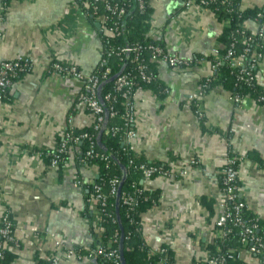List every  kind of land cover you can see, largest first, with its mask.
Returning <instances> with one entry per match:
<instances>
[{
	"label": "crops",
	"instance_id": "1",
	"mask_svg": "<svg viewBox=\"0 0 264 264\" xmlns=\"http://www.w3.org/2000/svg\"><path fill=\"white\" fill-rule=\"evenodd\" d=\"M146 3L152 10L148 37L193 63L182 69L158 63L163 92L140 90L133 97L132 152L148 163H168L173 173L141 181L145 190L158 192V200L141 215L140 234L149 251L165 248L175 264L203 263L218 235L221 169L228 159L237 160L238 197L264 223V106L248 97L234 102L214 87L194 107L188 97L213 72L207 58L218 57L214 50L221 46L224 25L208 8L185 10L182 0ZM263 5L264 0H240L239 9ZM243 27L264 33V24L255 20ZM101 29L75 0H13L7 7L0 0V62L31 64L0 102V221L7 215L13 225V244L3 243L15 256L10 264H51V258L58 264H99L85 255L102 246L97 208L87 200L97 167L70 146L61 167L52 168L40 150H56L68 120L75 129L92 126L89 113L76 106L82 83L55 75L51 66L94 72L101 60ZM255 80L264 92V52ZM182 169L185 175L179 174ZM237 264L262 262L242 250Z\"/></svg>",
	"mask_w": 264,
	"mask_h": 264
},
{
	"label": "trees",
	"instance_id": "2",
	"mask_svg": "<svg viewBox=\"0 0 264 264\" xmlns=\"http://www.w3.org/2000/svg\"><path fill=\"white\" fill-rule=\"evenodd\" d=\"M13 0H1L3 7H7L8 4ZM81 9L86 12L92 21L98 22L101 27L107 30L112 28L113 22H115L114 15L108 14L103 10L102 5H98V12L96 15L91 14V9L88 6V0H75ZM144 8H139L138 0H113L112 3H119V6H125V16L118 25L119 34L106 35L105 32L100 34L101 43V58L106 60V66L111 69V77L116 75L124 67L125 73L131 72L135 75L134 89L140 87L142 90H151L154 92H163V86L159 85L156 77V69L158 62L151 61V54L149 47L160 46L162 44L156 42L148 37L149 32V21L152 14L151 8L143 0ZM240 0H226L225 4L220 1L210 5V9L216 16L219 22H221L224 27L222 33L218 38V43L221 45L218 48V57L207 58L215 69L209 76L211 81L207 84L205 93L214 87H221L225 91L231 94V96H239L241 99L248 97L256 101L257 98L264 94L256 84V80L251 86H248L244 81H238L237 78L241 72L240 69H231L228 61L224 59L227 50L233 42H235L234 49L237 54H243L245 48L249 49V52L244 55L245 64L250 63V57L253 53H263L264 44L257 38L250 37L251 34L243 28V24L247 20H255L264 23V10L261 8L255 10H240L239 9ZM229 9V11H227ZM262 13V18H257V14ZM107 17L110 20L103 21V17ZM125 19V23L124 22ZM124 24V25H123ZM124 26V27H123ZM245 32L246 37H250V42L244 39V36L240 34V31ZM239 31L238 33H236ZM133 46H139L140 59L143 61L146 70L145 74L150 79L148 82L143 81L138 75H136L135 65L131 63L133 59V53H120L121 50L132 48ZM165 50V49H164ZM99 64L95 68L94 73L101 72ZM256 67L252 69L251 75L255 77ZM23 74L19 73L17 78L13 80V83L19 80ZM244 77V76H243ZM204 81L201 80L199 84ZM114 82L105 85L101 91V98L108 111V125L106 129L113 127L123 128V119L121 116L124 113V108L122 106L123 99L121 98V93L114 91ZM204 93V94H205ZM110 95V101H106L105 97ZM194 107L195 104L193 103ZM262 105V104H261ZM197 108V107H196ZM115 113L114 117H111V113ZM124 129V128H123ZM74 136H79L83 133H87L92 136L93 141L96 143V136L99 130H95L93 127H84L83 129H73L68 130ZM101 142L104 145L107 152L113 156L118 163L125 167L127 171V179L121 189V197L119 204V217L121 226L124 234L123 242V256L126 264H163L164 262H173L172 253L167 250L165 254H161L157 251H149V249L144 245L141 234H140V222L141 215L152 208L158 200L157 191H147L143 188L141 181L145 180L143 178V172L140 169L141 165L146 167H157L161 169L162 172H169L171 167L165 162H150L148 163L143 158L137 157L131 150L130 144L124 143L123 130L112 134L103 133L101 137ZM61 143L59 141L56 150L44 149L40 150L48 166H51V162L54 159L57 150L60 148ZM74 147L78 148L80 151L82 160L91 166H96L98 170L97 178L94 184L101 187L102 194L106 196V205L101 206L100 202L96 203L97 214L99 217V225L102 230L101 242L102 250L108 252L112 250L117 251V258L106 259L102 256L93 257V253L99 249L95 248L88 252L87 256H92L99 264H120L118 246L120 239V227L116 220L115 212V196L111 195L112 181L115 179L121 180L122 173L120 166L111 160L102 150H100L95 144V152L99 155H106L109 160L104 161L98 158H86V152L88 150V141L80 140ZM64 153H59V161L56 168L61 167L62 157ZM237 166V160H235V169ZM159 176L154 174L151 178ZM238 186V181H237ZM87 194V200L94 197L92 186L89 188ZM129 194L134 197L135 204L132 209L124 205L123 197ZM238 201L243 202L242 199L237 198ZM208 211H212L211 204L207 205ZM211 213V212H210ZM243 218L246 221H250L257 226L258 235L264 238V223L260 220L254 218L247 209L243 211ZM217 233L221 232V229L215 227ZM226 231V229H222ZM241 230L238 228H233L231 233L227 234L225 238L216 237L214 242L208 247V257L218 258L224 257V264H237L239 258H237V251L245 250L240 242ZM4 239H0V244H3ZM7 244H11L7 242ZM229 249H234L235 253L228 252ZM81 255V254H80ZM15 256L5 250V248L0 249V264H10ZM261 260L262 258L259 257ZM190 264H204L200 262H192Z\"/></svg>",
	"mask_w": 264,
	"mask_h": 264
},
{
	"label": "built area",
	"instance_id": "3",
	"mask_svg": "<svg viewBox=\"0 0 264 264\" xmlns=\"http://www.w3.org/2000/svg\"><path fill=\"white\" fill-rule=\"evenodd\" d=\"M220 1L222 4L226 3V0H182L183 8L185 10H190L192 7L196 6L199 8H208L210 5ZM113 0H88V6L91 9V14L96 15L98 12V5H102L103 10H105L108 14L114 15L115 22H113V26L110 29H106L102 27L101 33L105 32L106 35L111 34H119L118 25L125 16V6H119V3H112ZM139 8H144L143 0H138ZM264 10V5L261 7ZM229 11V9L227 10ZM257 18H262V13L257 14ZM110 20L107 17H103V21ZM264 24V23H263ZM244 28V27H243ZM237 31L236 33H238ZM240 34L244 36L243 40L250 42V37L257 38L259 41L264 44V33L263 30H259L256 34H251L248 38L245 36L244 30L240 31ZM235 42L231 44L229 49L226 52L224 59L228 61L231 69H242L237 80L244 81L248 86H251L255 81L254 75H251V71L256 67L259 60L262 59L263 53H253L250 57V63L245 64L244 62V54L249 52L248 48H245L243 54H237L234 49ZM150 49V58L152 62L164 63L170 68L182 69L190 66L193 62L190 60H184L179 58L176 55H170L169 53L161 48L160 46H151ZM140 47L133 46L132 48L123 49L120 53H133V59L131 61L132 64L135 65V73L138 75L143 81H149L150 79L146 76L145 70L146 67L143 61L139 56ZM264 52V51H263ZM214 54L218 55V50H214ZM102 56V55H101ZM99 66L101 72L99 73H90L86 74L78 70L75 65H67L62 63H54L51 66V69L55 75L59 76H71L76 80L80 81L83 85L82 93L77 97L76 106L78 109L88 112L92 118V126L95 130H100L103 121H104V109L102 105L99 103L97 98V89L98 86L105 80L111 77V69L106 66V60L101 58L99 62ZM31 68V64L28 59H16L11 61H2L0 62V102L6 99L7 90L12 85L13 80L17 78L18 74H27ZM215 69V66L212 65V70ZM244 76V77H243ZM134 78L131 72L125 73L123 72L115 81H114V91L121 93V98L123 99L122 106L124 108V113L121 116L123 119V128L122 127H113L105 130V134L115 135L116 133L123 130V138L124 143L130 144V141L136 137V132L134 129V122L136 120V112L134 108L133 97L136 91H140V87L134 89ZM211 81L210 77H206L202 84H199L197 92L189 95L188 100L195 104V106L199 107L200 99L204 95V91L207 87V84ZM232 99L234 102H239L241 98L239 96H233ZM106 101H110V95L105 97ZM256 103L262 104L264 106V94L259 96ZM116 114L111 113V117H114ZM197 116L201 119L203 117V113L200 110H197ZM74 128L71 125L70 120H68V128L63 133V140L60 148L57 150V153L54 159L51 162V167H56L59 161V153H65L70 146H74L80 140L88 141V150L86 152V158H100L101 160L107 161L109 158L106 155H99L95 152V142L87 133H83L79 136H74L68 130H73ZM192 163H195L192 162ZM140 169L143 172L144 179H151L154 174H158L159 176L169 177L172 176L171 172L172 167L169 172H162L161 169L157 167H146L145 165H141ZM179 173V172H178ZM180 175H185L186 172L182 169L179 173ZM175 175V174H174ZM221 201L219 203V212L218 217L215 222V227L221 229V232L218 233L217 237L225 238L227 234L231 233L233 228H238L241 230L239 238L243 247H245L244 251H247L249 254L261 257L262 264H264V238L258 235L257 226L250 221H246L243 218V211L246 208L244 202H240L237 200L238 197V186H237V174L235 169V160L228 159L221 169ZM120 180L115 179L112 181V189L111 195L115 196L117 187L119 185ZM92 190L94 197L91 199V202L95 204L100 202L101 206L106 205V196L102 194L101 187L96 184H92ZM124 205L128 206L132 209L135 204L134 197L132 195L126 194L123 197ZM226 229V231L222 230ZM0 239H4L5 242L12 243L14 242L13 238V225L9 221L7 215L2 216L0 221ZM4 244H0V249L3 248ZM167 249L160 248L157 252L161 254H165ZM228 252L235 253L234 249H229ZM93 257L102 256L106 259L117 258V251H104L101 248L97 249L93 253ZM240 251H237V258H239ZM65 256L67 258H72L74 256V252L71 250H67L65 252ZM92 257V256H89ZM204 264H224L225 258H209L203 262ZM51 264H58V260L56 258H51ZM163 264H175L174 262H164Z\"/></svg>",
	"mask_w": 264,
	"mask_h": 264
},
{
	"label": "water",
	"instance_id": "4",
	"mask_svg": "<svg viewBox=\"0 0 264 264\" xmlns=\"http://www.w3.org/2000/svg\"><path fill=\"white\" fill-rule=\"evenodd\" d=\"M123 23H125V19H124ZM123 71H124V67L121 69V71L119 73H117L116 75H114V76L110 77L109 79L103 81L98 86L97 98H98L99 103L102 105V107L104 109V121H103V124H102V126H101V128H100V130L96 136V144H97L98 148L100 150H102L111 160H113L114 162H116L120 166L121 173H122V177H121V180H120L119 185L117 187V191H116V195H115L116 220H117L118 225L120 227V239H119V246H118V254H119L120 264H126V262L124 260V256H123L124 234H123V229H122L120 217H119V204H120V197H121V189H122V186L127 179V171H126L124 166H122L120 163H118L116 161V159L107 152V150L105 149L104 145L101 142V137H102L103 133L105 132L107 125H108V111H107V109L103 103L102 98H101V91L105 85L114 82L123 73Z\"/></svg>",
	"mask_w": 264,
	"mask_h": 264
}]
</instances>
